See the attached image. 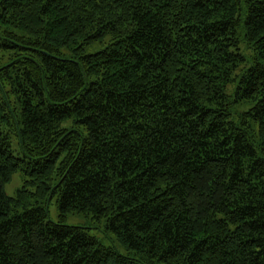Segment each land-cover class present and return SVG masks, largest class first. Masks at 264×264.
<instances>
[{
  "label": "trees",
  "instance_id": "obj_1",
  "mask_svg": "<svg viewBox=\"0 0 264 264\" xmlns=\"http://www.w3.org/2000/svg\"><path fill=\"white\" fill-rule=\"evenodd\" d=\"M0 264H264V0H0Z\"/></svg>",
  "mask_w": 264,
  "mask_h": 264
},
{
  "label": "rangeland",
  "instance_id": "obj_2",
  "mask_svg": "<svg viewBox=\"0 0 264 264\" xmlns=\"http://www.w3.org/2000/svg\"><path fill=\"white\" fill-rule=\"evenodd\" d=\"M12 149L13 153L16 157H20V147L18 144V140L15 136L12 137ZM25 177L23 173L16 174L10 184L5 187V193L13 197L16 195V192L21 189L24 185ZM49 213L51 221L58 222L59 221V210L57 206V200H53L49 204ZM66 225L73 226V227H84V228H96V230L90 231V233L97 237L99 240L102 241L106 246H113L112 240L105 235V233L100 230L98 227L93 225V222L90 219L79 215H71L67 219ZM121 252L126 253L123 248L119 246Z\"/></svg>",
  "mask_w": 264,
  "mask_h": 264
}]
</instances>
